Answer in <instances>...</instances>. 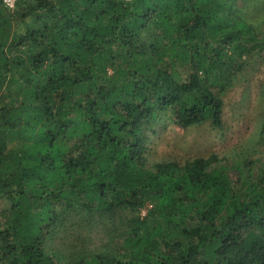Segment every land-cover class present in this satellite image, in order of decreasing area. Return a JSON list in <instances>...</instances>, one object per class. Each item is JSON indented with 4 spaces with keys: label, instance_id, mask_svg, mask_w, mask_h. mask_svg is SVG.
I'll return each mask as SVG.
<instances>
[{
    "label": "trees",
    "instance_id": "obj_1",
    "mask_svg": "<svg viewBox=\"0 0 264 264\" xmlns=\"http://www.w3.org/2000/svg\"><path fill=\"white\" fill-rule=\"evenodd\" d=\"M237 1L0 0V264H264V166L149 159L164 116L223 129Z\"/></svg>",
    "mask_w": 264,
    "mask_h": 264
},
{
    "label": "rangeland",
    "instance_id": "obj_2",
    "mask_svg": "<svg viewBox=\"0 0 264 264\" xmlns=\"http://www.w3.org/2000/svg\"><path fill=\"white\" fill-rule=\"evenodd\" d=\"M236 5L239 16L264 35V0H239ZM222 99V130L204 125L180 131L164 116L155 133L148 134L150 162L185 163L216 155L229 167L253 162L256 176L264 166V52L248 59L244 71ZM9 206L0 201V211ZM145 214L143 210L142 216ZM94 236L96 243L105 239L96 233ZM56 245L60 248L59 240Z\"/></svg>",
    "mask_w": 264,
    "mask_h": 264
},
{
    "label": "built area",
    "instance_id": "obj_3",
    "mask_svg": "<svg viewBox=\"0 0 264 264\" xmlns=\"http://www.w3.org/2000/svg\"><path fill=\"white\" fill-rule=\"evenodd\" d=\"M1 1H2L3 5H4L7 9L12 10V9L15 8V6H16V4H17V2H18L19 0H1Z\"/></svg>",
    "mask_w": 264,
    "mask_h": 264
}]
</instances>
